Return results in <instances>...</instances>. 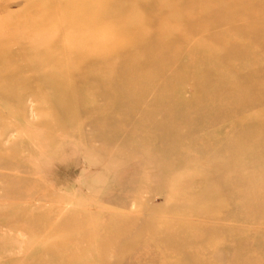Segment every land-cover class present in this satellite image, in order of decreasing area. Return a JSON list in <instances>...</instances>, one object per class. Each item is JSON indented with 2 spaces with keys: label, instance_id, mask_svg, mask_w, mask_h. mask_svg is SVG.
Listing matches in <instances>:
<instances>
[{
  "label": "rangeland",
  "instance_id": "obj_1",
  "mask_svg": "<svg viewBox=\"0 0 264 264\" xmlns=\"http://www.w3.org/2000/svg\"><path fill=\"white\" fill-rule=\"evenodd\" d=\"M230 1L239 24L215 17L160 49V81H81L106 60V43L90 64H55L62 75L49 81L23 71L27 60L62 54L53 41L0 50V264H264V0ZM126 2L0 0V38L102 40L110 23L84 20L140 9ZM241 23L263 30L243 37ZM218 30L242 56L222 58L204 39Z\"/></svg>",
  "mask_w": 264,
  "mask_h": 264
},
{
  "label": "bare ground",
  "instance_id": "obj_2",
  "mask_svg": "<svg viewBox=\"0 0 264 264\" xmlns=\"http://www.w3.org/2000/svg\"><path fill=\"white\" fill-rule=\"evenodd\" d=\"M128 5H132L136 3L140 4V9L137 8L132 13H125L123 8L117 10V15L119 14L118 19H113L109 22L101 21L104 16H97L94 18H89L88 20H84V25L90 26L91 24H101L106 26L109 24V29L113 34L107 33V36L102 40L94 35H85V33H78V35H73L71 33H63L61 36L57 38H53L50 42L51 34L42 35L38 32H30L26 36L20 32H7L6 37L0 38V50L2 53H7L8 46H17L26 47L28 50H32L33 48L47 46L49 43L54 42V50H59L62 54L59 56H55L51 51V56L37 59L33 64L32 60H27L29 62L24 73H31V79L34 80H46L47 73L48 76L50 74L52 76L49 80H54L56 77H60L62 73L55 71V64L63 63L67 59H70L72 62L76 63L79 60H83L84 62L90 64L93 61V57L96 56L94 50L96 48L106 46V60H94L95 64H93L92 68H84L83 72L86 73V78L81 81H85L88 79H98L99 76H102V80H125L128 82H138L141 80H148L150 82L154 81L153 77H158V60L154 59V55L160 52V49L166 50L170 48L171 42L181 40H188L189 37L193 33H197L199 31H205L206 28L211 27L208 20L218 17L216 20H221L223 28L226 27L228 29L230 26L238 25V18L233 17L235 15L232 2L228 0V4L224 10L217 9L216 6L214 9H210L214 7L218 1L222 0H126ZM237 1V0H235ZM132 3V4H130ZM97 7V6H96ZM109 7H116V5H111ZM139 9V10H138ZM114 11V10H112ZM129 12V11H128ZM116 15V16H117ZM127 15V16H126ZM126 16V18H125ZM170 17V20L166 19ZM97 18V19H96ZM230 19L231 21H229ZM124 21V22H123ZM247 26L246 24H240V26L235 28L236 32L241 36L245 37L246 35H257L263 29L260 27L255 28L256 30L250 31L246 30L243 27ZM115 28V29H114ZM264 28V27H263ZM114 29V30H113ZM172 29L173 31H170ZM262 29V30H260ZM113 30V31H112ZM243 30V31H242ZM170 32H180L181 35L173 36L168 38L169 41L166 43L165 40L170 34ZM218 32L225 33L226 31H215L214 33H206V37L204 39H208L209 41L216 42L215 46L220 47V53L222 58L230 59L229 57L233 54L237 53V56H242L241 47L237 45L234 41V38H231L230 35L221 38V34ZM77 33V32H76ZM200 33V32H199ZM179 34V33H178ZM28 35H31L32 38H28ZM46 37V38H45ZM102 38V37H101ZM142 43L139 45V53L129 54L125 53L128 51V47H125L129 43ZM171 39V40H170ZM53 41V42H52ZM111 42V44L108 43ZM120 41V42H119ZM258 40H256L257 42ZM119 42V43H117ZM106 43V44H104ZM130 47V46H129ZM46 49V48H44ZM123 49H125L123 51ZM243 49V48H242ZM53 50V51H54ZM169 52L171 49H168ZM241 50V51H240ZM212 51V50H211ZM130 52V51H129ZM4 57V56H3ZM101 57V56H100ZM103 57V56H102ZM221 56H217V60L220 61ZM26 61V60H25ZM225 61H221L224 65ZM150 65V67H148ZM244 65V64H243ZM112 67V68H111ZM246 67V66H245ZM48 68V70H47ZM99 68V69H98ZM11 69V68H7ZM6 69V70H7ZM98 69V70H97ZM146 71V76H143ZM232 72V68H230ZM251 70V69H250ZM12 71V70H11ZM14 72V70H13ZM39 73L35 74L34 73ZM82 73V72H80ZM210 74L215 76V73L209 71ZM21 73H19V76ZM247 78L244 75H239V72L233 71L230 74V77H238ZM239 78V77H238ZM249 78V77H248ZM251 78V77H250ZM228 79V77H227ZM252 79V78H251ZM80 80V78H79ZM160 81V77H158ZM253 86L257 84V82L251 83ZM51 87V86H50ZM56 88V87H55ZM71 88V87H69ZM106 88V87H105ZM51 89V88H50ZM109 89V87L107 88ZM58 94L62 95L64 93H69V89L60 88L56 90ZM110 91V90H109ZM252 91V90H250ZM249 91V92H250ZM254 93V92H253ZM249 97V96H248ZM255 97L259 98L260 94H255ZM263 110V109H262Z\"/></svg>",
  "mask_w": 264,
  "mask_h": 264
}]
</instances>
